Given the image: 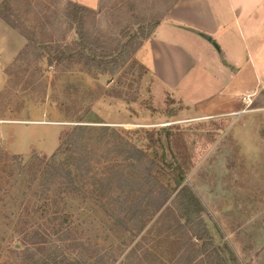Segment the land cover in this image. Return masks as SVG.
<instances>
[{"label":"rangeland","instance_id":"rangeland-1","mask_svg":"<svg viewBox=\"0 0 264 264\" xmlns=\"http://www.w3.org/2000/svg\"><path fill=\"white\" fill-rule=\"evenodd\" d=\"M102 1L0 3V7L8 3L14 9L12 15L5 12L17 25L14 31L22 39V46L10 61H2L0 56V263L27 264L24 253L27 248L31 251L46 248L43 244L52 225L48 224L44 206L36 207L43 204L36 194L41 199L43 194L40 179L34 181L30 173L39 174L34 170L39 165L30 158L51 156L57 151L60 136L75 121L82 120L96 126L95 129L113 130L105 132L99 143L92 142L91 152L84 155L83 159L90 158V162L81 164L83 169L89 168L91 153L95 155L91 169H85L90 190L99 187L100 180L107 176L115 180L113 166L121 165V157L111 152L114 146L125 141L133 143L148 158L160 162L155 176L169 188L176 178L187 175L183 183L187 182L202 201L203 221L213 235L215 248L226 256L228 264L235 259L237 264H250L253 250H259L256 253L262 254L264 264V151L252 155L255 160L248 167L245 165L248 154L243 155L242 167L234 138L225 136L229 117L203 112V106L199 110L189 109L171 94H161L152 73L137 57L144 40L139 48L138 41L136 46L130 45L117 69L107 73L98 69L88 71L79 60L68 65L54 58V44L63 49L75 39V26L56 23L69 2L95 13L90 22L93 29H102L104 35L109 29L112 35L107 38L124 41L134 35L138 24L145 26L171 3V0ZM136 16L139 17L134 21ZM139 20L136 26H131ZM126 24L129 28L125 34ZM21 33L27 34L24 37ZM3 48L4 45L0 55ZM258 133L259 139L264 128L260 127ZM31 166L34 169H26ZM138 167L141 166L128 168L126 172L137 178L143 171ZM113 187L114 184L106 187L108 195ZM138 189V185L129 181L125 194L119 195L118 190L114 196L129 197V204L136 203ZM129 190L131 196L127 195ZM108 200L109 197L98 203L103 205L102 210L73 203L70 214L79 225L72 226L71 236L83 244L78 251L87 259L102 257L101 264H172L176 260L181 233H174L175 202L171 201L163 212L139 211L129 218L124 212L111 211L106 205ZM51 204L52 201L50 213L65 212L61 205ZM120 217L123 223L117 222ZM193 243L200 248L201 242L193 240ZM213 263L212 251L208 249L197 264Z\"/></svg>","mask_w":264,"mask_h":264},{"label":"trees","instance_id":"trees-1","mask_svg":"<svg viewBox=\"0 0 264 264\" xmlns=\"http://www.w3.org/2000/svg\"><path fill=\"white\" fill-rule=\"evenodd\" d=\"M4 1L0 0V3ZM101 1L100 3H103ZM176 1L171 0L167 8L162 9L145 26L138 24L141 20L133 22L131 26L138 24L135 33L125 41L107 38L106 36L112 35L109 29H106L105 35L102 29H93L90 22L93 20L92 15L95 13L85 6L69 2L65 7L63 17H59L56 23L64 22L71 27L75 26V39L71 46H65L63 49L59 44H54L56 46L54 47L56 51L54 58L59 63L68 65L72 63V60L82 61L83 66L88 71L98 69L102 73L112 72L120 65L127 48L130 45L136 46L137 44L139 48L141 42L151 36L161 19L165 17ZM5 11L7 13L10 12L9 14L12 15L14 9L8 3L3 7L1 6L0 19L12 30H17V25L10 20ZM138 17L136 16V19L133 18L134 21H137ZM53 26L54 24H52ZM128 28L129 25L126 24L124 28L125 34L128 33ZM43 29H46V27H43ZM25 34L21 33L24 37ZM26 39H28L27 36ZM136 41H138L137 44ZM93 101L95 100H90V102ZM75 123L71 129L60 136L59 146L55 153L47 158L32 156L30 159L36 161L39 167L36 169L33 166L26 168L39 171V174H37L29 170L33 180L36 181L39 178L42 186L41 194H43V198L41 199L39 193L36 195L39 196L38 200L43 201V204L40 203L36 207L44 206L49 218V222L47 221L48 218L46 221L52 225L51 228H48L50 233L47 234L43 244L46 248L38 251H31L27 248L24 251L27 257V264H101L103 262L102 257L93 260L87 259L82 252L78 251L83 244L74 240L75 238L71 234L74 230L72 226L79 224L75 222L70 213L73 211V203L83 206L89 205L92 208L102 210L103 205L98 203L102 200L105 202L107 197H109V200L106 205L111 211L124 212L129 218L134 217L139 211L163 212L168 209V204L171 201L175 202L177 210L174 233L180 231L181 234L179 236L180 246L177 251V258L172 264H197L208 249L212 251L215 262L213 264H228L226 256L215 248L213 235L203 221L202 213L205 211V207L202 201L187 182L183 183L187 175H181L176 178L173 186L169 188L155 176V172L160 169V162L148 158L135 144L125 141L123 144L114 146L111 152L121 157V165L115 164L113 166L115 171L112 175H114L115 180H109L107 176L100 180L99 187L90 190L85 169H91L95 155L91 153L92 161L89 164V168L83 169L81 164L90 162V158L83 159L84 155L91 152L92 142L99 143L105 132L113 130L109 129V127L95 129L96 126L82 120L75 121ZM96 132L97 135H95ZM108 153L110 151H107ZM165 158L166 156H164L163 161H165ZM144 163L145 165L142 166ZM29 165L33 164L29 163ZM137 166H141L138 168L143 171L138 174L137 178H133L132 175L134 174L129 175L126 170ZM23 169H25L24 165ZM129 181L139 186V196L136 197L138 199L136 203L129 204L127 201L129 197L120 198L119 196H114L118 190H120L119 195H124V189L128 187ZM113 184L114 190L112 189V194L108 195L109 191L106 187H110ZM131 193L132 190H129L127 195L131 196ZM51 201L52 206L61 205V209H64L65 212L50 213L49 202ZM87 209L92 211L91 208ZM117 222L123 223L124 219L120 217ZM60 231L66 232L67 236ZM66 240L70 241V243H65ZM193 240L201 242L200 248L194 245ZM187 242L190 244L186 245ZM236 262L235 259L232 264H237Z\"/></svg>","mask_w":264,"mask_h":264},{"label":"crops","instance_id":"crops-1","mask_svg":"<svg viewBox=\"0 0 264 264\" xmlns=\"http://www.w3.org/2000/svg\"><path fill=\"white\" fill-rule=\"evenodd\" d=\"M3 45L1 59L10 61L22 39L0 19ZM137 57L161 94L230 118L225 136L234 138L242 167L243 155L248 167L263 153L264 135L256 133L264 128V0H177ZM257 251L250 264H261Z\"/></svg>","mask_w":264,"mask_h":264}]
</instances>
